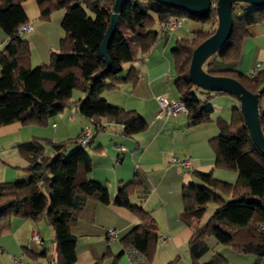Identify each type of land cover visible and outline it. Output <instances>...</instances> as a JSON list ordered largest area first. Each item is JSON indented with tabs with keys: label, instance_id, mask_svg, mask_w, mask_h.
Listing matches in <instances>:
<instances>
[{
	"label": "trees",
	"instance_id": "16d2710c",
	"mask_svg": "<svg viewBox=\"0 0 264 264\" xmlns=\"http://www.w3.org/2000/svg\"><path fill=\"white\" fill-rule=\"evenodd\" d=\"M26 1L0 0V27L7 37V44L0 53V127L14 122L24 126H44L50 118L62 114L75 103L80 115L88 121L95 119L101 125V120L107 119L123 125L126 137L147 131V122L136 111L112 106L102 94L123 83H137L139 71L131 67L123 77L124 66L137 62L139 56L151 51L158 40V32L154 30L156 22L171 18L215 25L195 32L190 39L179 40L172 50L177 75L175 87L180 101L186 106L191 126L210 122L212 110L204 108L194 94L193 89L197 87L190 81L189 68L194 50L218 27L216 8L212 7L207 16L200 18L154 0H127L107 48L109 68L103 72L106 64L101 56V45L116 0H35L42 21H49L57 11L65 13L62 23L65 37L59 49L52 52L49 64L35 69H31L29 63L31 45L24 38L25 34L20 33V29L28 24L22 6ZM211 1L216 3L218 0ZM240 9L241 16L237 14V5L233 6L231 37L214 55L219 61L206 63V72L235 79L255 95L261 92L259 100L264 94V74L245 75L230 64L240 60L249 27L264 23V6ZM75 90H79L84 98L73 101ZM259 120L264 136V111L260 107ZM217 124L220 135L210 142L215 154L214 169L235 172L238 180L232 185L216 180L213 171L195 172L201 185L183 187L181 219L194 229L189 244L193 264H200L198 260L208 251L206 238L210 235L219 244L230 246L238 253L264 258V155L250 137L240 105L234 108L229 122L220 120ZM42 142L52 148L53 156H46L45 146L39 141L24 144L23 149L31 156L30 178L0 183V235L11 229L13 219L40 221L45 215L55 234L59 264H73L76 237L72 234V225L88 201L110 204V194L101 183L86 178L93 169L87 147L69 152L78 140ZM140 186L137 179L124 185L115 204L130 209L140 219V225L121 242L125 247L140 251L150 264L157 248L158 228L149 213L130 205V197ZM217 192L231 201L226 202ZM212 203L218 205V210L204 226H200L207 206ZM206 264H228V261L216 254Z\"/></svg>",
	"mask_w": 264,
	"mask_h": 264
},
{
	"label": "crops",
	"instance_id": "0c3cea01",
	"mask_svg": "<svg viewBox=\"0 0 264 264\" xmlns=\"http://www.w3.org/2000/svg\"><path fill=\"white\" fill-rule=\"evenodd\" d=\"M22 6L28 24L33 28L24 38L31 45L29 63L31 69H35L49 64L52 52L59 49L65 37L62 26L65 13L57 11L49 21H42L35 0H27ZM185 26L194 28L196 25L187 23L185 19L182 27L174 33L162 34L161 23L156 22L154 30L158 32V40L154 47L148 54L139 56L137 62L124 66L123 77L127 76L131 67L139 71L137 83H123L102 94L110 105L136 111L147 122L148 129L126 137L123 135V125L110 120L102 119L101 125L98 122L91 125L94 139L89 154L93 169L86 178L108 189L110 204L88 201L72 225L71 231L76 237V260L73 264H131L126 255L128 247L121 240L141 221L130 209L117 206L115 198L124 185L135 179L142 186L130 197V205L149 213L158 228L159 239L150 264H193L189 244L194 229L181 219L184 212L183 187L201 185L195 172L213 171L216 180L232 185L238 180L235 172L214 169L215 154L210 142L220 135L217 121L216 124L191 126L187 113L157 119L160 97L180 101L175 87L177 75L172 50L179 40L186 39L184 37L188 32ZM6 44L7 37L0 27V53ZM211 57L203 65L205 72L204 66ZM230 66L245 75H251L253 70H257L258 75L264 74V23L249 27V36L243 41L240 60ZM77 95L78 99L84 98L82 93ZM239 105L240 101L236 107ZM217 107V103H213V114ZM259 107L264 111V94L259 99ZM226 112L229 114V108ZM86 124L88 120L80 115L77 105L73 103L62 114L50 118L44 126H24L20 122L1 126L0 183L30 178L28 169L31 156L23 149L24 144L78 140ZM99 126H103L104 130L101 131ZM44 146L46 156H53L52 148ZM121 147L125 149L124 152H121ZM173 158L189 159L190 169L184 170L173 164ZM114 159H117V165ZM217 194L226 202L231 201L222 193ZM218 208L217 204H209L199 225L204 226ZM110 228L119 233L114 243L106 239ZM34 236H38V239ZM206 244L208 251L198 260L200 264H206L216 254L227 257L222 250H229L230 246L219 244L214 236H208ZM0 249V264H59L55 234L45 215L40 221L13 219L11 229L0 235Z\"/></svg>",
	"mask_w": 264,
	"mask_h": 264
},
{
	"label": "water",
	"instance_id": "95a60500",
	"mask_svg": "<svg viewBox=\"0 0 264 264\" xmlns=\"http://www.w3.org/2000/svg\"><path fill=\"white\" fill-rule=\"evenodd\" d=\"M127 0H116L113 8V15L110 20L108 30L101 45V56L104 58L106 67L109 68V58L107 48L109 42L116 32L119 24L120 11ZM163 5L177 8L188 12L194 17L207 16L213 3L211 0H154ZM238 2L252 6H264V0H218L216 10L219 15V23L215 33L201 43L193 52L189 78L192 84L207 92H221L235 96L240 101V108L243 113L250 137L255 146L264 155V136L259 120V100L257 95L251 93L237 80L229 77L212 76L203 70L204 63L209 57L215 55L224 44L230 39L233 31V6Z\"/></svg>",
	"mask_w": 264,
	"mask_h": 264
},
{
	"label": "built area",
	"instance_id": "2783aa9c",
	"mask_svg": "<svg viewBox=\"0 0 264 264\" xmlns=\"http://www.w3.org/2000/svg\"><path fill=\"white\" fill-rule=\"evenodd\" d=\"M214 8H216V3H213ZM185 19L183 18H171L167 20L166 22L161 23V32L162 34H172L174 33L178 28H180L183 24ZM33 30L32 26L30 24L24 25L20 29V33L22 35L27 34ZM258 75L257 70H253L251 72V76L255 77ZM159 104H160V110L157 114V119H165L168 117H176L180 114L187 113L186 106L183 102L181 101H169L168 99L164 97H160L158 99ZM97 121L95 119L89 120L88 124H86L83 128L82 134L80 135L78 139V143L80 147L86 148L88 147L94 139V135L92 132L91 125L96 124ZM99 129L101 131L104 130L103 126H99ZM121 152H124V148H120ZM172 163L175 165H178L184 170H189L190 169V160L189 159H178V158H173ZM36 239H38V236H34ZM119 238V233L117 230L110 228L107 230L106 233V239L108 240L109 243H114L117 241ZM2 253V250L0 249V254ZM126 255L129 257L131 264H148L146 258L144 255L135 249L134 247H128L126 249Z\"/></svg>",
	"mask_w": 264,
	"mask_h": 264
},
{
	"label": "rangeland",
	"instance_id": "374dc122",
	"mask_svg": "<svg viewBox=\"0 0 264 264\" xmlns=\"http://www.w3.org/2000/svg\"><path fill=\"white\" fill-rule=\"evenodd\" d=\"M236 5L238 8L237 14L239 16H241L243 14V12L240 11L241 10L240 8L245 7L246 4L238 2ZM187 23H191V24L195 23L196 26L194 28H190V27L185 26L186 30L188 32L184 37L186 39H190L195 32L211 29L212 27L215 26L214 24L209 25V24H205L202 22H193L191 19H187ZM183 24H184V22H183ZM180 28H178V29H180ZM215 60L219 61L218 59L215 58V56H212L209 61H215ZM219 63H221V62H219ZM206 67H207V65L204 66V69H206ZM193 92H194V94H196L198 96V98L200 99L204 108L212 110L213 103H217L218 107L216 108V113L211 114V116H210L211 119H210V122L208 124H211V123L216 124V121H220V120L225 121V122H229L231 120L233 107L235 108L237 106V103L239 104L238 99H236V97L231 96V95L210 93V92H206L204 90L198 89V88L193 89ZM77 93H80L79 90H75L74 95H73L74 100H78ZM228 108H229V114H228V112H226V111H228ZM79 147H80L79 144H75L72 147H70L69 151H71V150L75 151ZM86 150L88 153L91 152V149L88 147L86 148ZM115 164L117 165V159L115 160ZM227 175L230 176V174H227ZM228 249L229 250H222V252L227 256L226 258L229 260V264H264V258H258L252 254L238 253V252L234 251L231 247H228ZM155 264H157V262Z\"/></svg>",
	"mask_w": 264,
	"mask_h": 264
}]
</instances>
